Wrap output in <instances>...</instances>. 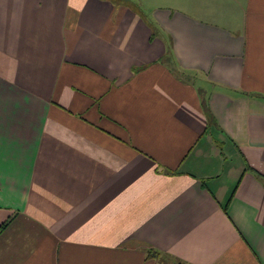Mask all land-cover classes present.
Wrapping results in <instances>:
<instances>
[{"label":"crops","instance_id":"1","mask_svg":"<svg viewBox=\"0 0 264 264\" xmlns=\"http://www.w3.org/2000/svg\"><path fill=\"white\" fill-rule=\"evenodd\" d=\"M140 1L0 0V264H264V0Z\"/></svg>","mask_w":264,"mask_h":264},{"label":"rangeland","instance_id":"2","mask_svg":"<svg viewBox=\"0 0 264 264\" xmlns=\"http://www.w3.org/2000/svg\"><path fill=\"white\" fill-rule=\"evenodd\" d=\"M130 1H131L133 6L136 7L138 5L137 8L144 10V6L142 5V2L140 0H130ZM223 150L228 151V147H223ZM230 160L233 161L234 164H236V158L235 157H232ZM160 261H161V264L162 263L163 264H175L174 260H172L171 258H168V257H167V259L165 257L164 258L162 257L160 259Z\"/></svg>","mask_w":264,"mask_h":264},{"label":"trees","instance_id":"3","mask_svg":"<svg viewBox=\"0 0 264 264\" xmlns=\"http://www.w3.org/2000/svg\"><path fill=\"white\" fill-rule=\"evenodd\" d=\"M257 176L261 180H263V182H264V176L261 173L257 172ZM8 223H9V221H7L3 225H1L0 232L7 226ZM158 257H159V252L158 251H155V250H152V249L151 250H148V258H155V259H157Z\"/></svg>","mask_w":264,"mask_h":264}]
</instances>
